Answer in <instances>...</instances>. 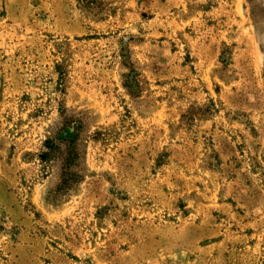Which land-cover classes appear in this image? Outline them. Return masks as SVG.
Masks as SVG:
<instances>
[{
    "label": "rangeland",
    "instance_id": "rangeland-1",
    "mask_svg": "<svg viewBox=\"0 0 264 264\" xmlns=\"http://www.w3.org/2000/svg\"><path fill=\"white\" fill-rule=\"evenodd\" d=\"M0 264H264V0H0Z\"/></svg>",
    "mask_w": 264,
    "mask_h": 264
}]
</instances>
